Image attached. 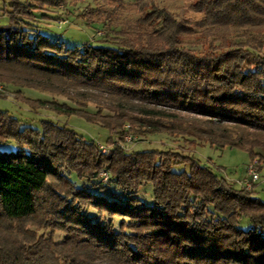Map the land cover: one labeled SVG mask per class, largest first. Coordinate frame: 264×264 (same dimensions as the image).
<instances>
[{
	"label": "trees",
	"instance_id": "obj_1",
	"mask_svg": "<svg viewBox=\"0 0 264 264\" xmlns=\"http://www.w3.org/2000/svg\"><path fill=\"white\" fill-rule=\"evenodd\" d=\"M56 2L9 0L8 22L0 25V84L69 94L75 106L13 93L33 109L107 127L111 147L103 153L51 119L22 127L0 110V264H264V200L254 190L191 155L127 152L114 143L132 119L143 133L263 155L264 0H194L190 9L203 14L195 23L154 7L144 19L152 27L146 40L121 32L73 46L36 23L41 5ZM197 28L212 37L202 52L186 47ZM92 93L110 98L115 114H103V105L88 110ZM137 108L142 117L129 113ZM68 172L93 184H78ZM148 183L152 203L138 193Z\"/></svg>",
	"mask_w": 264,
	"mask_h": 264
},
{
	"label": "rangeland",
	"instance_id": "obj_2",
	"mask_svg": "<svg viewBox=\"0 0 264 264\" xmlns=\"http://www.w3.org/2000/svg\"><path fill=\"white\" fill-rule=\"evenodd\" d=\"M194 0H57L56 5H41L35 13L36 23L43 26L46 32L53 38H59L67 46L75 44L92 42L94 44L104 42L105 39H116L124 32L126 37L137 40H146L147 34L152 30L151 24L144 21L146 13L158 8H166L179 19H190L192 22L199 20L203 14L194 12L190 9V4ZM9 0H0V25L8 22ZM200 29H196L191 35L187 36L186 47L202 52L212 42V37H206L200 34ZM126 32V33H125ZM233 39L239 41L241 36H233ZM264 55V48L259 51ZM0 90L6 95H0V110H6L11 115L21 120V126L41 127L44 119H51L60 125L74 129L77 133L87 140H94L99 145L108 147V153L111 144L108 143L110 131L107 127L99 123L91 122L83 116L76 114L67 115L57 113L49 108L41 107L33 109L29 102L22 97H16L13 93L21 90L24 96L32 99L52 100L66 102L75 106L74 101L69 98V94L59 92L43 91L31 87L15 86L13 84H0ZM75 92V91H73ZM71 94H74V93ZM76 94V93H75ZM90 100H87V109L96 111L99 105H103L102 113L114 115L115 112L107 108L110 98L100 94L92 93ZM76 99V98H75ZM127 105L126 103H124ZM134 106L129 103L128 106ZM135 107V106H134ZM140 108V107H138ZM129 110L133 117H142L137 113L139 109ZM132 111V112H130ZM130 115V116H131ZM190 118V116H185ZM140 125L130 120L123 122L119 132L114 135V143L121 144L127 152L138 150L159 149L173 150L185 155H191L198 159L201 164L207 165L213 169L219 176L235 183L237 187L242 186V180L247 177V166L254 160L259 161L260 178L254 181L248 189L255 191L256 195L264 200V148H259L263 153L252 159L249 150L241 147L212 146L206 140L193 139L180 135H172L167 132L146 133L142 132ZM130 134L135 138L131 140ZM9 146H15L11 141ZM101 149V147H100ZM176 168L188 169L189 165L176 166ZM107 171L103 170L100 175L105 179ZM73 177L78 184L90 187L93 182L77 179L75 174L67 173ZM112 187V185H110ZM243 187V186H242ZM245 187V186H244ZM247 188V187H246ZM140 195H144L145 200L153 202V185L145 184L139 189ZM138 194V195H139ZM90 213L97 212L88 209ZM98 215V214H97ZM106 218V215H103ZM119 221L118 218H115ZM248 222V219H244ZM249 223V222H248ZM56 239L64 237V233L57 231Z\"/></svg>",
	"mask_w": 264,
	"mask_h": 264
},
{
	"label": "built area",
	"instance_id": "obj_3",
	"mask_svg": "<svg viewBox=\"0 0 264 264\" xmlns=\"http://www.w3.org/2000/svg\"><path fill=\"white\" fill-rule=\"evenodd\" d=\"M131 140L135 138L134 135L130 134L129 135ZM100 147L101 149H103L104 151H107L108 150V147H105V145L103 144H100ZM258 166H259V161L258 160H254L252 162H250L247 166V172H248V175L247 177H245L243 180H242V186H245L247 188L251 187L252 183L254 181H257L259 178H260V173H259V169H258ZM105 179H107L108 177V174L105 175Z\"/></svg>",
	"mask_w": 264,
	"mask_h": 264
}]
</instances>
